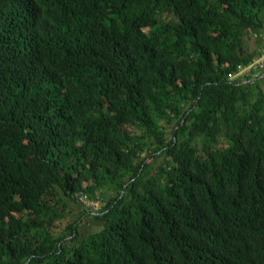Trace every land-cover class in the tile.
Returning a JSON list of instances; mask_svg holds the SVG:
<instances>
[{
    "label": "trees",
    "instance_id": "obj_1",
    "mask_svg": "<svg viewBox=\"0 0 264 264\" xmlns=\"http://www.w3.org/2000/svg\"><path fill=\"white\" fill-rule=\"evenodd\" d=\"M263 39L264 0H0V264H264Z\"/></svg>",
    "mask_w": 264,
    "mask_h": 264
},
{
    "label": "rangeland",
    "instance_id": "obj_2",
    "mask_svg": "<svg viewBox=\"0 0 264 264\" xmlns=\"http://www.w3.org/2000/svg\"><path fill=\"white\" fill-rule=\"evenodd\" d=\"M264 42V39H263ZM263 44V43H262ZM249 46L251 47V50L256 48V43L255 40H249ZM264 88V85L262 86ZM68 203V207H65L63 212L67 215L66 217V221L67 222H73L74 220H76L82 213L83 210H88L89 214H90V218L85 216L84 218V224L81 223L82 226V230L85 231L86 233H90V232H95L97 230H99L101 228L102 223L99 220H96L94 215H98L99 212L101 211V209L104 207L106 201L103 199H97L91 201L90 206H88L87 204H85L84 202H82L80 200V203L77 204L76 202L73 201H69L66 200ZM64 204H62L63 208Z\"/></svg>",
    "mask_w": 264,
    "mask_h": 264
},
{
    "label": "built area",
    "instance_id": "obj_3",
    "mask_svg": "<svg viewBox=\"0 0 264 264\" xmlns=\"http://www.w3.org/2000/svg\"><path fill=\"white\" fill-rule=\"evenodd\" d=\"M245 75H254L256 77H264V42L263 46L260 50V53L246 66H240L238 72L233 75L234 78H242ZM90 206L91 201L94 202L93 199H90L88 195H81L79 199ZM91 200V201H90Z\"/></svg>",
    "mask_w": 264,
    "mask_h": 264
}]
</instances>
